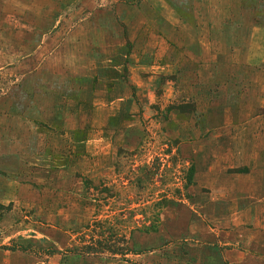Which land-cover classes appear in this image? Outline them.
<instances>
[{
    "label": "rangeland",
    "instance_id": "1",
    "mask_svg": "<svg viewBox=\"0 0 264 264\" xmlns=\"http://www.w3.org/2000/svg\"><path fill=\"white\" fill-rule=\"evenodd\" d=\"M262 28L264 0H0V264H264V192L225 181L264 191ZM233 202L260 215L216 241Z\"/></svg>",
    "mask_w": 264,
    "mask_h": 264
},
{
    "label": "crops",
    "instance_id": "2",
    "mask_svg": "<svg viewBox=\"0 0 264 264\" xmlns=\"http://www.w3.org/2000/svg\"><path fill=\"white\" fill-rule=\"evenodd\" d=\"M260 7V6H259ZM245 32H242V36L244 35V37L241 36V34H239V39H242V42L240 45H241V48H238V50H240V52L242 54L245 55V51L246 52H249V46L248 44H244V41L243 39L245 40ZM260 34H262L261 36V39L258 41V43L261 44V50L258 52V54L255 55V57H257L259 60L258 62L261 64L260 65V70L263 71L264 69H262L264 67V28L260 29ZM241 36V37H240ZM247 40L250 39V37L247 35ZM228 41L231 40V39H227ZM253 47L255 45H252ZM226 48L228 49V54L230 53V51L232 50H235L234 46L233 45H230V44H226ZM252 48V47H251ZM251 50V49H250ZM234 55H235V51H233ZM251 55V54H250ZM243 56V55H242ZM251 62H249L248 60V64L249 66H251L250 64ZM246 66V65H244ZM175 68L172 69V67H168L170 70H169V73L170 75H173V74H176L177 75V83L179 84V82H181V73L179 72L178 73V70L180 69V66L178 67V69H176V64L174 66ZM248 67V66H247ZM141 68V67H139ZM249 68V67H248ZM143 69V67L141 68ZM177 118H180L179 116L176 115ZM196 148V146H195ZM255 175H253L252 172H249L247 174L239 176V177H233L231 176L229 180H225L227 183L232 182L233 184L235 183L236 184V187H234V185L232 186V190H235L233 192H236L237 195H241L240 193L244 192V197L242 199H246V201H248L249 199H258V195H256V193L259 191V192H264L262 191V189L259 187L262 186V184H260V179L258 177H254ZM240 181H246V184L243 185ZM220 184L222 185V183H220V181H217L215 182L214 185L216 184ZM241 183V185H239ZM214 185L212 186L211 188V191H212V195H214L217 191L214 187ZM237 189L239 192H237ZM20 192V191H19ZM19 192L18 194H14L13 196H15L16 198L18 197L19 198ZM21 197V196H20ZM242 197V196H241ZM218 201H221V199H219ZM6 205V204H4ZM224 206V205H222ZM221 206V207H222ZM226 207L225 208V212H219V213H215L214 212V209H213V213L211 212L210 215H209V218H210V223H211V227H212V232L214 233V238L216 239L217 241V238H221L220 240H227V241H233L235 239L234 236H231V234H229L228 231L230 230H234L236 227L238 226H241L242 224H237L236 226H234V222L235 221H240L241 222V218L242 215H245L244 213L250 215V222L252 224H254L255 220L257 219L256 216L258 217L260 215V205L258 206H254L252 203H250V205L247 204V202L244 203V205L242 206L240 203L237 204L236 202H233L232 204H225ZM249 206V208L252 210H250V212H248V210L246 209V207ZM227 209H232L234 210V213H231V214H228L227 212ZM230 211V210H229ZM232 212V211H231ZM230 213V212H229ZM242 213V214H241ZM254 218V219H252ZM264 224V222H263ZM210 227V229H211ZM261 227V226H259ZM264 227V226H263ZM244 229V227H242ZM227 229V230H226ZM217 231V232H215ZM223 233H226V236L224 235H221ZM220 235V236H218ZM218 236V237H217ZM258 239H260L259 241L262 242V246L264 245V238H262L261 236H258ZM211 241H214V240H211ZM229 245V244H228ZM219 248L217 246H211L210 247V250L209 252H211L212 254L214 253L215 255H219L218 253V250ZM262 250V253L264 254V247L263 248H257V250ZM228 256L226 259H228L230 261V264H233L232 263V260L229 258V254L231 253V251H225ZM249 256V255H248ZM246 259H248L245 263H249L250 260H252V257H247ZM227 261V260H226Z\"/></svg>",
    "mask_w": 264,
    "mask_h": 264
},
{
    "label": "trees",
    "instance_id": "3",
    "mask_svg": "<svg viewBox=\"0 0 264 264\" xmlns=\"http://www.w3.org/2000/svg\"><path fill=\"white\" fill-rule=\"evenodd\" d=\"M168 111H169V113H172V112H179V113H185L184 111L182 112L181 111V109H179V107L178 108H174V107H170L169 109H168ZM3 210H4V208L3 207H1ZM6 210H8V209H6Z\"/></svg>",
    "mask_w": 264,
    "mask_h": 264
}]
</instances>
